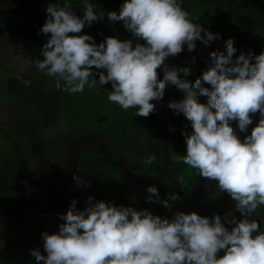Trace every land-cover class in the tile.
Returning a JSON list of instances; mask_svg holds the SVG:
<instances>
[{
  "label": "clouds",
  "instance_id": "1",
  "mask_svg": "<svg viewBox=\"0 0 264 264\" xmlns=\"http://www.w3.org/2000/svg\"><path fill=\"white\" fill-rule=\"evenodd\" d=\"M46 12L40 31L51 35L42 47L43 59L34 66L52 78L58 90L71 94L111 83L108 101L125 110L138 108L135 115L145 118L156 110L150 101L162 100L168 85L182 90L184 98L168 107L185 116L192 133H182L186 155L174 159L197 170L200 177L217 181L219 192L230 195L243 218L228 219L229 230L220 215L209 218L177 211L170 220L147 209L104 201L92 204L89 196L83 211L72 201L60 217L64 223L58 233H42L47 255L32 250L37 264H264V231L257 220L249 219L264 205V52L235 56L234 38H228L226 54L211 52L208 69L189 82L180 75H190L189 68L169 69L165 60L180 54L184 45L193 51L197 40L208 45L219 33L194 23L178 0H125L119 13L107 12V19L122 22L133 39L110 36L99 45L90 35H76L104 19L87 0L83 18L68 3L48 4ZM162 66L161 80L157 69ZM199 96L207 97V103L199 102ZM257 113L258 124L241 141L230 122H238L239 131L247 132ZM155 161L150 155L143 163ZM74 179L81 183L79 177ZM147 192L149 203L153 197L159 200L155 186ZM179 199L178 194H169L161 203L170 210ZM221 251L224 255L218 258Z\"/></svg>",
  "mask_w": 264,
  "mask_h": 264
},
{
  "label": "trees",
  "instance_id": "2",
  "mask_svg": "<svg viewBox=\"0 0 264 264\" xmlns=\"http://www.w3.org/2000/svg\"><path fill=\"white\" fill-rule=\"evenodd\" d=\"M229 1L247 11L253 19L254 27L242 53L247 55L251 50L254 56L261 54L264 52V0ZM87 2L94 5L98 15L102 12L104 19L93 22L91 26L86 25L76 35H90L97 45L110 36L121 41L133 39L122 22L107 19V12L119 13L125 0ZM178 2L194 23L201 24L213 34L219 33V37L208 45L197 40L195 49L190 52L196 59L199 56L205 62V67L186 63L183 59L188 50L184 52V49L180 54L166 59L172 68H189L190 75L184 77L181 73V78L194 82L208 69L211 52L226 54L225 41L228 38H234V47L238 49L249 29V21L224 0ZM65 3L70 4L74 13L83 18L85 0H0V204L54 186L62 176L67 139L77 134L101 135L112 142L125 154L130 170L136 175L157 172L161 166L159 123L155 112L147 118L140 117L135 115L138 108L125 110L109 102L107 97L112 91L111 83L104 86L97 83L95 88L89 90L86 87L83 92L75 94L58 90L55 81L34 66L37 59H43L41 50L51 35L40 31L48 17L46 8L48 4L63 6ZM19 56L20 59H17ZM157 72L158 79L162 80L164 74L159 68ZM96 79H99L98 75ZM26 81L29 83L26 84ZM184 96L182 90L168 85L160 101L168 118L171 173L192 203L199 177L197 170L174 159L177 155H186L185 136L182 133L191 134L192 126L182 113L178 114L168 107L171 101H180ZM198 99L201 103H207V97L199 96ZM252 119L247 132L239 131L238 122H230L241 141L258 124L259 113ZM150 155H155L156 161L145 166L143 162ZM76 177L87 186L95 202H111L116 206L115 201L120 200L118 204L124 207H132L130 204L135 202L136 209H147L153 215L166 209L161 201L174 194V185L165 180L156 187L159 200L153 197V202L149 203L151 194L129 187L111 157L95 148L82 150ZM201 193V209L196 212L200 216L212 218L220 215L229 230L232 225L227 223L228 219L243 218L236 211L235 201L230 195L219 192L217 181L207 184ZM73 200L76 201V209L83 211L86 207L84 194L78 189H71L32 214L0 224V264H37L31 251L39 249L42 255H47L42 233L48 226L52 228L49 234L58 233L59 225L64 223L60 217L67 213ZM257 211L264 216V205L259 206ZM170 212L168 219L171 220L177 212L174 202ZM249 219L257 220L253 215ZM258 222L260 231H264V226ZM257 234L259 232L253 235ZM223 255L221 251L218 258Z\"/></svg>",
  "mask_w": 264,
  "mask_h": 264
},
{
  "label": "water",
  "instance_id": "3",
  "mask_svg": "<svg viewBox=\"0 0 264 264\" xmlns=\"http://www.w3.org/2000/svg\"><path fill=\"white\" fill-rule=\"evenodd\" d=\"M224 2L234 10L239 11L240 13L245 15L249 21V29L242 38L235 55L239 56L245 48L247 38L253 30V19L251 15L241 7L233 4L229 0H224ZM164 65H166L169 69L172 68L166 60L164 62ZM159 70L164 74L163 66L159 68ZM150 102L155 105V113L157 114L159 123L161 166L157 172L145 175L134 174L129 168V164L125 154L116 145H114L112 142L101 135L77 134L74 136H69L64 152L63 172L59 181L54 186L38 193L19 197L0 204V224L32 214L40 208L48 205L49 203L58 200L71 189H78L84 194L87 207L88 197L93 196L82 181L81 183H77V181L74 179V177H76L80 154L82 150L86 148H95L110 156L114 161L119 173L122 175L124 181L132 189L138 191H147V188L149 186L157 187L165 180L170 181L174 185V194H178L180 197L178 201L174 202L175 210L184 212L186 214L198 212L201 209L200 197L202 189L207 184L214 181L199 176L195 184L192 204L188 201L182 185L171 173L172 155L169 142V126L167 115L160 100H153ZM91 203H95L94 198ZM253 216L264 226L263 215L256 211L253 213Z\"/></svg>",
  "mask_w": 264,
  "mask_h": 264
},
{
  "label": "rangeland",
  "instance_id": "4",
  "mask_svg": "<svg viewBox=\"0 0 264 264\" xmlns=\"http://www.w3.org/2000/svg\"><path fill=\"white\" fill-rule=\"evenodd\" d=\"M184 52H187V45H184ZM183 52V53H184ZM188 53H190L189 51L185 54V57H184V61L186 62V63H192V64H196V65H199V66H201V67H205L206 65H205V62L203 61L202 62V60L200 59V57L198 56V58L196 59V58H194L193 57V55H192V53H190V55H187ZM17 59H20V56L19 57H17ZM193 59L195 60V62L193 63ZM19 62H21V60L19 61ZM52 230V228L50 227V226H48V227H46L45 228V230H44V232H50ZM54 231V230H53Z\"/></svg>",
  "mask_w": 264,
  "mask_h": 264
},
{
  "label": "flooded vegetation",
  "instance_id": "5",
  "mask_svg": "<svg viewBox=\"0 0 264 264\" xmlns=\"http://www.w3.org/2000/svg\"><path fill=\"white\" fill-rule=\"evenodd\" d=\"M137 165H140V163H137ZM118 199V198H117ZM120 200L115 201V204L117 207H119L121 204H118ZM200 202L202 205V193H201V197H200ZM135 202H132L130 205L132 206V208L136 209V205H134ZM192 204V203H191ZM137 211H139L138 209H136ZM200 211V210H199ZM171 214L170 210L167 209H163V210H159L158 216H160L161 218H169V215Z\"/></svg>",
  "mask_w": 264,
  "mask_h": 264
}]
</instances>
